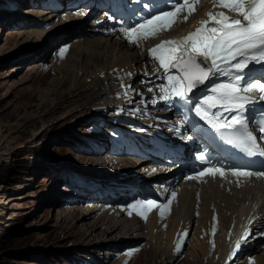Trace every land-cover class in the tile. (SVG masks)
Masks as SVG:
<instances>
[{"label":"rangeland","instance_id":"rangeland-1","mask_svg":"<svg viewBox=\"0 0 264 264\" xmlns=\"http://www.w3.org/2000/svg\"><path fill=\"white\" fill-rule=\"evenodd\" d=\"M116 4L0 0V264H219L216 245H208L203 255L191 243L192 231L173 239L162 236V245L147 235L132 239L135 234L128 232L140 216L129 215L127 205L149 198L153 182L146 180L143 165L133 166L151 154L144 151L147 143L139 151L134 147L130 122L141 127V119L154 116L149 110L160 112L165 102L153 109L160 90L151 86L144 68L116 80V92L110 93L112 87L103 80L100 87H89L92 65H106L113 57L111 49H104L102 59L89 58V49L101 51L91 43L100 37L93 28L100 17L101 23L109 17L124 22ZM135 13L134 8L130 14ZM108 155L125 159L126 166H106ZM134 170L140 184L122 186ZM208 193L183 196L176 212L200 209ZM232 203L224 213L228 221ZM117 219L122 225L110 230ZM179 237L183 243L176 251ZM130 249L139 250L127 256ZM263 251L264 238L255 239L242 247L240 257L255 260Z\"/></svg>","mask_w":264,"mask_h":264},{"label":"bare ground","instance_id":"bare-ground-1","mask_svg":"<svg viewBox=\"0 0 264 264\" xmlns=\"http://www.w3.org/2000/svg\"><path fill=\"white\" fill-rule=\"evenodd\" d=\"M115 1L116 0H113V2ZM132 2L134 3V0ZM118 6H121L120 1H118L115 8ZM112 7L109 6L110 9H112ZM132 9H134V7L129 5L127 11L130 13ZM208 11H224L226 14H228L227 9L213 8L211 0H200V2L195 5V11H193L191 15H188V19L186 21L184 20V16L187 15V13L181 12L169 30L161 31L154 37L142 40L139 45L136 43H130L125 38L123 32V36H120L119 30L116 28L117 22L119 20L113 23L110 19L106 23L104 21L101 23L102 20L100 19H102V17H100L99 25H96L95 28H93L94 32L99 34L100 37L92 39L91 43H95L97 47L100 46L101 51L97 52L96 48L91 50L89 49V58L93 56L95 59H102V53L104 52L102 50L104 49H111L113 57L112 60L106 65H92V71L90 74H92V79H94V81L89 83V87H100L102 83L100 81L103 80L107 81L112 87L110 93L112 90L113 92H116L114 87L116 80L122 76L130 75V73L134 71L135 68H144L148 71L147 74H151L149 76V83L151 86L156 87V89L159 90L161 85L167 83V80L164 77L163 71L157 70L158 62L148 54V49L152 48L156 44H159L161 41L176 39L186 35L189 31H193L198 26L197 22L200 19L207 18L205 14ZM116 50H118V52L114 54ZM133 50H136L138 53H133ZM87 65L89 64L87 63ZM172 74L176 73L173 72ZM80 77L81 75L77 74V78ZM221 79V74H216L210 77L208 80V85L204 88L207 94H204L203 91H201L197 94V97H191L190 101H181L179 99V103L177 104L172 102L171 99H161L163 93L158 91L160 92L158 94V98L160 99L155 101L157 106L154 107H158V105L160 106V103L164 101L165 103H162L161 106L165 105L167 109L165 110L163 108L164 110L162 109L159 112L163 115L162 117L153 116L141 119L140 124H145V129H143L142 132H145L144 137L146 138L140 136V141L151 143V147L149 146L148 150V154L150 153L151 157L148 156L143 160L137 159L136 165L133 166L138 169L143 165V167L140 169L142 172H145L146 180H153L149 186V189L152 191V195H149L150 197L148 200H155L158 203H166L167 198L170 197L171 192L173 191L177 193V196L170 205V213L166 214L163 219H161L158 215L159 209L153 208L151 211L152 215L150 214V219L146 220L142 219L141 217L139 219H135L131 223L132 225L128 232L135 234L132 239L142 238L147 235L157 240V244H155L158 245L161 244L160 242L162 236H171V239H173L174 236H181V234L188 235L190 231H192L191 243L192 245L196 243L201 249L203 255H205L208 245H211L212 243L216 245L219 253V264H250V261H253L252 264H264V254L262 257H256L255 260H250L247 257H245L244 260V257H240V250L245 246V244L249 245L255 239L264 238V236H262L263 233H261V230L264 229V177H241L239 178V183H237L238 178L233 177L230 173H226L225 177H221L219 175H216L214 178L211 176H205L200 181L186 179V177L194 175L192 164L190 163L191 158H188V160L184 163L174 164L169 161L168 156L165 155L164 157V152H162L161 149L154 147L153 135L162 132L164 129L168 130L173 126V121L167 120L165 116L173 115L175 110L181 112L180 107L181 109H185L187 107L186 112L192 111L191 109L195 107L193 101H198L201 96L210 94L208 88L210 89L213 84L220 83ZM154 93L155 91H153V95ZM117 95L119 96V93ZM116 102L121 101L119 99ZM192 113L195 115L194 111H192ZM179 121L180 119L178 120V124ZM131 131L141 134L140 129H131ZM172 140L174 141L175 138ZM176 140L186 141V138L184 136L176 137ZM192 149L193 148L190 147L188 152H191ZM2 157V154H0V161L3 160ZM105 161L107 163L106 166L122 167V169L126 166V160L123 158L110 157L108 155L104 162ZM185 163L188 164L187 167H183ZM137 171L138 170L132 171L131 174L126 178L120 177L121 175L118 176L120 178L119 180H122V178L125 179V181L120 182V184H122V186H138L137 184L140 183H137L136 180L141 179L136 174ZM197 191L209 192V196L204 203V206L198 210H192V213L189 212L190 214L187 215H185V213H181L180 210L179 212H176V209H178L176 208L178 205L177 203L181 201L183 196L196 193ZM231 200L233 201L235 208H233V210L229 208L232 212L230 211L227 213L230 214V220L228 221L224 219V213H226V206L231 203ZM98 206V208H102L101 205ZM116 213H118V211H116ZM214 215L216 217L215 221H213ZM249 219H252L251 224L248 223ZM213 224H215L214 234L212 232ZM120 225H122V221L117 219L113 222L110 230H117ZM245 229H248V236L245 238L246 241L249 239L251 240L245 243L246 241L244 239L242 241L243 243L241 242L239 248H236V242L241 240ZM253 234L254 236H252ZM172 258L173 257L170 256L167 257V262H169Z\"/></svg>","mask_w":264,"mask_h":264},{"label":"snow or ice","instance_id":"snow-or-ice-1","mask_svg":"<svg viewBox=\"0 0 264 264\" xmlns=\"http://www.w3.org/2000/svg\"><path fill=\"white\" fill-rule=\"evenodd\" d=\"M199 2L200 0H179L172 3V10L159 11L158 14H149L148 17L141 16V22L122 27L121 31L130 43L139 45L142 40L169 30L181 12L187 13L184 16L186 21ZM211 4L213 8L227 9L228 14L224 11H208L205 14L207 18L200 19L193 31L176 39L161 41L148 49V54L158 62L157 70H162L167 80L159 89L163 93L161 99L177 97L181 101H190L189 94L210 77L216 74L228 77L224 82L213 84L208 90L210 94L193 101L195 107L191 110L217 133L232 129L227 137L229 144L238 145L249 156L264 157V147L258 143V137L250 129L251 122L243 114L245 106L256 98L254 94L258 93L259 100L264 101V78L252 79L246 77L245 73L252 64H264V0H211ZM65 51L62 48L59 55L63 57ZM173 72L177 74H172ZM242 80L245 81L243 84ZM212 109L236 112L222 120L221 112L213 113ZM255 123L262 134L260 139H264V118ZM198 159L203 160V155ZM207 163L213 164L212 161ZM226 172L238 178L237 183L241 177H264V171H250L242 167L225 169L213 165L202 168L186 179L200 181L205 176L225 177ZM176 196L175 191L171 192L166 203L155 200L134 201L127 205L131 210L128 214L135 212L142 219H147V212L158 208V215L163 219L170 213V205ZM215 219L214 215L213 221ZM248 223L251 224L252 219ZM212 232L215 233V224ZM247 236L248 229H245L241 240L236 242V248H239ZM182 243L183 237H179L176 251L180 250ZM138 250L130 249L126 255L131 256Z\"/></svg>","mask_w":264,"mask_h":264},{"label":"water","instance_id":"water-1","mask_svg":"<svg viewBox=\"0 0 264 264\" xmlns=\"http://www.w3.org/2000/svg\"><path fill=\"white\" fill-rule=\"evenodd\" d=\"M202 86H203V85H200V86H198L196 89H197V90H198V89H201ZM196 89H194V90H196ZM194 90H193V91H194Z\"/></svg>","mask_w":264,"mask_h":264}]
</instances>
